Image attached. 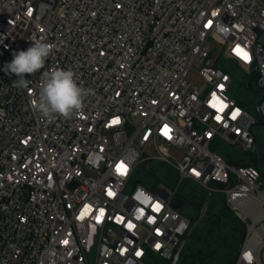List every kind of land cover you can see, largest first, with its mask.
<instances>
[{
  "label": "built area",
  "instance_id": "built-area-1",
  "mask_svg": "<svg viewBox=\"0 0 264 264\" xmlns=\"http://www.w3.org/2000/svg\"><path fill=\"white\" fill-rule=\"evenodd\" d=\"M36 39L53 53L13 88L4 66ZM54 65L88 95L50 121L31 100ZM263 122L264 0H0V264L169 262L192 223L175 199L230 178L213 194L245 230L233 264H264Z\"/></svg>",
  "mask_w": 264,
  "mask_h": 264
},
{
  "label": "rangeland",
  "instance_id": "rangeland-1",
  "mask_svg": "<svg viewBox=\"0 0 264 264\" xmlns=\"http://www.w3.org/2000/svg\"><path fill=\"white\" fill-rule=\"evenodd\" d=\"M219 52L220 48L216 46L214 54L215 59L218 58ZM229 68H231V66ZM234 86L237 100L241 106L250 109L251 112L255 114V105L260 100L259 94L254 91H247L244 88L238 93V83L235 82ZM224 150L230 153L234 158H238L242 155L231 146L224 147ZM256 153L260 156L259 167L264 171V135L260 136L258 139ZM179 154L180 152L177 153V155ZM156 177H158V179H167L169 177L168 169L162 167L157 168ZM133 181L151 187L153 181L158 180L151 175L145 176L142 174L135 177ZM184 192L188 197L189 205L184 208L182 214L193 219L198 213L205 192L201 187L192 184L189 185ZM224 203L222 194H213L206 221L202 222L193 232L192 237L188 240L183 249V257L178 264H199V262L191 256L192 250L203 257V261L206 264L234 263L240 250L245 230L239 222L232 219L227 214ZM261 259L264 263V247L261 251ZM153 264H169V262H161L156 259Z\"/></svg>",
  "mask_w": 264,
  "mask_h": 264
},
{
  "label": "clouds",
  "instance_id": "clouds-1",
  "mask_svg": "<svg viewBox=\"0 0 264 264\" xmlns=\"http://www.w3.org/2000/svg\"><path fill=\"white\" fill-rule=\"evenodd\" d=\"M32 41V46L27 50L14 52L11 62L4 66L6 75L15 74L18 78L13 82V88H28L30 81L25 79V74H34L44 69L55 48V45L41 39ZM87 95L88 90L78 84L72 69L54 65L43 71L38 94L32 98L31 103L42 116L51 121L57 116L68 118L80 110Z\"/></svg>",
  "mask_w": 264,
  "mask_h": 264
},
{
  "label": "water",
  "instance_id": "water-1",
  "mask_svg": "<svg viewBox=\"0 0 264 264\" xmlns=\"http://www.w3.org/2000/svg\"><path fill=\"white\" fill-rule=\"evenodd\" d=\"M210 59H211V56H209L208 59L206 60V65H209ZM257 69H258V65L254 64L253 69H252L253 70L252 77L248 83V88L250 90L253 89L252 83L255 82L257 80V78L259 77V73L257 72ZM259 125H264V122L260 123ZM256 149H257V145L255 144L249 153L250 162L247 165L259 167L258 159L255 157ZM229 164L230 165H236L234 162H229ZM263 178H264V174H263ZM231 186H232V179L231 178H230L228 184H223L220 182H212L209 184V186H208L207 190L205 191V194L202 198V203L200 205V208L198 209V213L192 219V223H191L189 230L181 238L180 243H179L177 249L175 250L174 255L172 256V258L169 261V264H178L180 259L183 257V255H182L183 249L186 246V243L188 242V240L192 237L193 232L196 230V228L202 222L206 221V217H207V214L209 211V206H210L211 199L213 196V188L217 187L221 190H226V189L230 188ZM173 206L177 211L181 212L187 206V202L185 200L177 198V199H175ZM244 236H245V232L243 234L242 242H243Z\"/></svg>",
  "mask_w": 264,
  "mask_h": 264
},
{
  "label": "trees",
  "instance_id": "trees-1",
  "mask_svg": "<svg viewBox=\"0 0 264 264\" xmlns=\"http://www.w3.org/2000/svg\"><path fill=\"white\" fill-rule=\"evenodd\" d=\"M224 206H225V204H224ZM224 208H225L227 214H228L232 219H234V220H236L237 222H239L238 219H237L236 217H234V216L230 213V211L227 209L226 206H225ZM239 223H240V222H239ZM240 224H241V223H240ZM241 225H242V224H241ZM193 258H194L195 260H197V262H199V264H206L203 260L200 261V260H198V259L195 258V257H193Z\"/></svg>",
  "mask_w": 264,
  "mask_h": 264
},
{
  "label": "flooded vegetation",
  "instance_id": "flooded-vegetation-1",
  "mask_svg": "<svg viewBox=\"0 0 264 264\" xmlns=\"http://www.w3.org/2000/svg\"><path fill=\"white\" fill-rule=\"evenodd\" d=\"M191 253H192V254H191L192 257H195V258H197V259L200 260V261L203 260V257L199 256V255L196 253V251L192 250Z\"/></svg>",
  "mask_w": 264,
  "mask_h": 264
},
{
  "label": "snow or ice",
  "instance_id": "snow-or-ice-1",
  "mask_svg": "<svg viewBox=\"0 0 264 264\" xmlns=\"http://www.w3.org/2000/svg\"><path fill=\"white\" fill-rule=\"evenodd\" d=\"M238 54H242L244 56V58H247V54L246 53H243V50H238Z\"/></svg>",
  "mask_w": 264,
  "mask_h": 264
}]
</instances>
